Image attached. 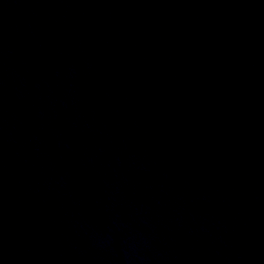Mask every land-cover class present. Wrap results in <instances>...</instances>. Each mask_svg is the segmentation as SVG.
<instances>
[{
  "label": "water",
  "instance_id": "water-1",
  "mask_svg": "<svg viewBox=\"0 0 264 264\" xmlns=\"http://www.w3.org/2000/svg\"><path fill=\"white\" fill-rule=\"evenodd\" d=\"M0 264H264V0H0Z\"/></svg>",
  "mask_w": 264,
  "mask_h": 264
}]
</instances>
